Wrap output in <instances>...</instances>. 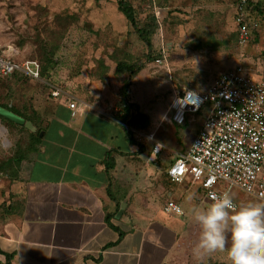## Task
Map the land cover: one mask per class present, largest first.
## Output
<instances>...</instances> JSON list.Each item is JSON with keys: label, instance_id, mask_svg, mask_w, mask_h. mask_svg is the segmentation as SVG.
<instances>
[{"label": "crops", "instance_id": "0c3cea01", "mask_svg": "<svg viewBox=\"0 0 264 264\" xmlns=\"http://www.w3.org/2000/svg\"><path fill=\"white\" fill-rule=\"evenodd\" d=\"M46 84L50 92L31 93L30 106L21 96L0 101L36 127L0 118V264L8 255L11 264H228L224 253L193 256L197 225L188 209L206 206L203 190L164 184L152 168L154 149L133 142L99 96ZM53 87L64 93L54 97ZM174 152L175 159L184 153ZM169 200L185 214L166 213Z\"/></svg>", "mask_w": 264, "mask_h": 264}, {"label": "rangeland", "instance_id": "374dc122", "mask_svg": "<svg viewBox=\"0 0 264 264\" xmlns=\"http://www.w3.org/2000/svg\"><path fill=\"white\" fill-rule=\"evenodd\" d=\"M119 1L0 0V50L20 60L54 61L41 82L1 78L0 101L21 96L30 106L31 93L50 92L46 82L99 96L150 154L158 142L164 144L152 168L172 186L167 170L175 161L174 151L185 153L192 147L211 112L206 106L198 114H187L184 123L173 122L175 94L184 89L201 92L240 63L253 81L264 82V0H252L259 28L245 45L237 39V0H127L139 22L156 16L158 28L150 45L120 11ZM136 64L142 66L131 73ZM122 100L131 108L130 123L120 115ZM231 195L239 205L264 203L238 187ZM205 201L207 206L210 201ZM196 230L194 246L200 235L198 226Z\"/></svg>", "mask_w": 264, "mask_h": 264}, {"label": "built area", "instance_id": "2783aa9c", "mask_svg": "<svg viewBox=\"0 0 264 264\" xmlns=\"http://www.w3.org/2000/svg\"><path fill=\"white\" fill-rule=\"evenodd\" d=\"M250 1L236 2L235 22L240 45L251 41L259 28V19L251 15ZM15 73L41 80L42 65L37 59L20 60L0 50V79ZM62 93L61 88L53 87L54 97ZM206 106L211 107V112L192 147L167 170L170 181L187 182L190 188L203 190L210 202L213 195L231 194L234 187L264 199V82L253 81L240 63L221 73L201 92L192 89L176 92L171 121L184 123L187 114H198ZM69 107L72 116L77 117L76 101L72 99ZM163 149L164 145L158 142L151 158L157 160ZM234 202L239 205L235 198ZM163 209L169 214H185L176 200L167 201Z\"/></svg>", "mask_w": 264, "mask_h": 264}, {"label": "clouds", "instance_id": "9594fccd", "mask_svg": "<svg viewBox=\"0 0 264 264\" xmlns=\"http://www.w3.org/2000/svg\"><path fill=\"white\" fill-rule=\"evenodd\" d=\"M188 213L200 229L192 249L197 261L224 253L228 264H264V203L237 205L224 192L213 195L207 206L190 207Z\"/></svg>", "mask_w": 264, "mask_h": 264}, {"label": "trees", "instance_id": "16d2710c", "mask_svg": "<svg viewBox=\"0 0 264 264\" xmlns=\"http://www.w3.org/2000/svg\"><path fill=\"white\" fill-rule=\"evenodd\" d=\"M118 5H119L120 11L125 15L127 20L130 22L132 27L135 29V32L140 36V38L142 40H144L146 43H148L150 45L152 42L153 35L155 34V32L158 28V22H157L156 16L155 15L149 16L147 21L139 22V20L137 19L135 7L129 1L120 0ZM250 7H252L251 8V15L258 19V16H256L257 14L254 13L255 11L253 8V1L252 0L250 1ZM40 63L42 65V77H43L44 75L47 74V72H49V70H51L53 68L54 61L49 57L47 59H44L43 64H42V62H40ZM141 66H142V64H136V65L131 66L130 67L131 73L140 69ZM16 74L17 73L13 74L12 76H14ZM121 106H122V110L120 112V115L122 117V120H124L127 123L132 122L131 108L123 100H122ZM0 107H3L5 109H9V110L13 111L14 113L20 115L21 117L25 118L26 120H32L28 114L23 113L19 110H15L14 108H10L9 106H7L3 103H0ZM0 118L4 119V120H6L12 124H16L14 121L10 120L9 118H7L1 114H0ZM131 140L133 141L132 136H131ZM168 178H169V176H168ZM169 181H170V178H169ZM113 217H114V215H108L106 217V220L113 227H115L116 229L119 230V228L112 222ZM121 235H122V233H121ZM7 257H8V264H11L12 256L8 255Z\"/></svg>", "mask_w": 264, "mask_h": 264}, {"label": "water", "instance_id": "95a60500", "mask_svg": "<svg viewBox=\"0 0 264 264\" xmlns=\"http://www.w3.org/2000/svg\"><path fill=\"white\" fill-rule=\"evenodd\" d=\"M0 114L9 118L12 121L18 123V124L24 125L26 128H28L31 131H36V127L31 121L26 120L25 118L21 117L20 115L14 113L8 109L0 107ZM161 187H162V185L159 187L158 190H160ZM122 211H123V209L121 210L120 213H122Z\"/></svg>", "mask_w": 264, "mask_h": 264}]
</instances>
